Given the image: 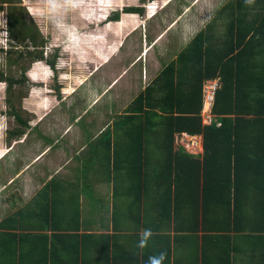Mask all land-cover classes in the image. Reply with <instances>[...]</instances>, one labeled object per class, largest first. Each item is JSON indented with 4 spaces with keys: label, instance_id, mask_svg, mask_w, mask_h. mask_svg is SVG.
Segmentation results:
<instances>
[{
    "label": "trees",
    "instance_id": "trees-1",
    "mask_svg": "<svg viewBox=\"0 0 264 264\" xmlns=\"http://www.w3.org/2000/svg\"><path fill=\"white\" fill-rule=\"evenodd\" d=\"M124 12L145 11L131 6ZM119 20L116 13L112 21ZM214 20L223 27L201 31L120 117L117 128L127 137V160L134 171L127 174L132 183L126 188L115 184L111 218H103V228L114 232L70 237V245L102 244L106 264H148L161 252L166 254L163 264H232L239 255L245 264H264V0H230ZM23 21L22 16L11 19L15 40L44 44L38 32L22 24L18 28ZM35 57L55 67L56 56L46 59L41 51ZM216 79L214 118L207 125L204 87ZM4 80L10 82L8 92H14L16 82L21 85L26 78H7L0 71ZM9 103L10 113L26 128L28 121ZM21 128L9 131L10 139L24 134ZM183 134L201 135L203 152L180 145L177 137ZM131 226L132 252L116 254L126 238L120 233ZM149 228L153 236L138 247L140 233ZM27 238L35 247L45 245L29 264H54L55 248L48 245L56 244L57 236L51 241L45 235ZM24 240L16 238V243Z\"/></svg>",
    "mask_w": 264,
    "mask_h": 264
},
{
    "label": "crops",
    "instance_id": "crops-1",
    "mask_svg": "<svg viewBox=\"0 0 264 264\" xmlns=\"http://www.w3.org/2000/svg\"><path fill=\"white\" fill-rule=\"evenodd\" d=\"M217 15L194 26L185 23L184 33L175 39L183 37L180 44L187 45L188 48L201 31H206L210 26L214 28L213 30L223 27L221 21L214 20ZM212 32L214 34L216 31ZM186 48L175 54L154 79L144 86L142 83L139 93L151 85L162 70L176 60ZM130 65L133 66V63ZM36 73L38 76L39 72ZM127 73L128 70L124 74ZM124 74L116 73L108 88L118 84L120 86L117 88H123L121 80ZM80 85L82 86L79 91L85 90V83ZM57 90L59 92L57 106H60L64 102V92L62 97L60 86ZM106 90L94 91L92 97L86 96V92L83 91L87 99H84L79 111L73 112L71 116V111H66V108H56L52 110L53 114L48 119L38 120V123H32L31 120L24 118L28 125L21 128L25 131L20 136L10 139L9 132L1 134L9 144L5 146L3 139L0 138V161L14 153V169L10 172L0 168V264H29V257H35L37 252L41 253L45 249L43 244L35 247L34 242H29L27 238L29 235H45L50 241L55 236L60 239L56 244L48 245L55 248L54 264H106L102 257L105 251L102 244L81 243L78 246L69 244L70 237L112 235L114 230L103 228L102 222L104 216L111 218L115 184L126 188L132 183L127 176L134 171L127 160V137L118 128L120 117L139 93L133 95L132 89H129V93H132L128 95V102L122 106L123 92L114 89L111 92L113 102L106 99L107 104H100L106 97ZM41 93L44 98L37 107L30 103L29 107L32 108L28 109L30 113L36 114L34 109L41 112L48 110L50 112L52 109L54 95L47 91ZM46 97L51 102H48ZM97 106L98 110H94ZM103 106L106 109H102ZM91 112L94 115L86 121L85 118ZM52 122H58L56 128H51L49 124ZM86 125L93 130L87 129ZM85 136L87 140H83ZM86 164L93 168L85 169ZM97 167L100 168L94 170ZM7 186L14 188V193L9 197L3 194ZM134 234L132 226L131 229H125L120 233L121 237L126 238L123 240L124 244L121 240V247L119 250L117 248L116 254L132 252ZM21 237H25L24 244L16 243V238ZM111 251L113 257L112 247ZM22 254L24 261L21 260ZM244 259V255H239L236 260L234 258L232 264H245Z\"/></svg>",
    "mask_w": 264,
    "mask_h": 264
},
{
    "label": "rangeland",
    "instance_id": "rangeland-1",
    "mask_svg": "<svg viewBox=\"0 0 264 264\" xmlns=\"http://www.w3.org/2000/svg\"><path fill=\"white\" fill-rule=\"evenodd\" d=\"M14 1V7L0 4V71L7 78L18 80L24 77L26 81L21 85L16 82L14 92H8L10 82H0V138L1 134L23 127L10 113L12 104L9 102H14L21 116L32 123L48 119L53 114L52 110L60 107L71 111L70 116L73 112H78L84 99H87L83 91L86 96L92 97L94 91L107 89L106 97L103 96L105 99L99 102L105 105L107 100L113 102L111 92L118 89L123 92V106L132 92L133 95L139 93L142 83L144 86L154 79L175 54L187 47L180 44L183 37L175 39L184 33L185 23L194 26L212 19L230 0ZM131 6L144 8V15L124 12L126 7ZM116 13H120V20L112 21ZM13 16H22L24 21L19 23L18 28L22 24L33 32H38L37 40L44 41V44L36 47L29 39L15 40L9 29ZM16 34L20 36L19 32ZM11 49L14 52L10 54ZM41 51L46 59L52 60L57 55L55 67L35 57ZM29 53L33 55H28ZM21 54L24 56L19 58ZM107 60L109 61L106 62ZM131 62L133 66L130 65ZM127 70L128 73L124 74ZM36 72H39L38 76ZM116 73L124 74L121 80L123 88H117L119 84L108 88ZM84 83L85 90L79 91L82 86L80 84ZM58 86L62 97L64 92V102L60 106H57ZM129 89H132L131 93ZM43 91L54 95L52 109L50 112L34 109L36 114L30 113V103L37 107L44 98L41 93ZM46 100L51 102L48 97ZM98 108L97 106L94 110ZM102 109H106L105 106ZM93 115V112L89 113L86 121ZM57 123L49 125L56 128ZM86 128L89 129L90 126L86 125ZM2 139L5 146L9 144L6 138ZM85 139L87 140L86 136L83 140ZM192 149L199 153L198 147ZM13 163L14 153H11L0 161V168L11 172L14 169ZM89 167L84 165L85 169ZM98 168L100 167L94 170ZM13 193L14 188L11 186L3 191L5 197Z\"/></svg>",
    "mask_w": 264,
    "mask_h": 264
},
{
    "label": "built area",
    "instance_id": "built-area-1",
    "mask_svg": "<svg viewBox=\"0 0 264 264\" xmlns=\"http://www.w3.org/2000/svg\"><path fill=\"white\" fill-rule=\"evenodd\" d=\"M219 87H220V79L208 80L205 83L204 105L202 109V117L204 124L210 125L213 122L214 115L212 114V106L215 99L216 91L218 90ZM185 141H188V143L185 144ZM177 142L180 145L185 146V148L192 153H195V151L192 148H196V147H198L197 150L199 151V153L203 152V143H202L201 135L190 136L188 134H183L182 136L177 137ZM192 145L195 146L191 147Z\"/></svg>",
    "mask_w": 264,
    "mask_h": 264
},
{
    "label": "clouds",
    "instance_id": "clouds-1",
    "mask_svg": "<svg viewBox=\"0 0 264 264\" xmlns=\"http://www.w3.org/2000/svg\"><path fill=\"white\" fill-rule=\"evenodd\" d=\"M6 39L8 37H5ZM153 236L152 230L144 229L140 233V240L138 242V247L144 248L147 244L149 239ZM166 254L164 252H161L158 256H151L149 257L148 264H163V261L165 260Z\"/></svg>",
    "mask_w": 264,
    "mask_h": 264
}]
</instances>
